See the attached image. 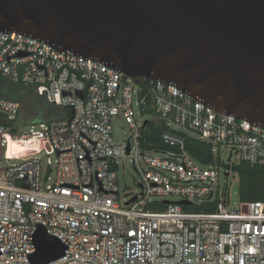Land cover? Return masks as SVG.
I'll list each match as a JSON object with an SVG mask.
<instances>
[{
  "label": "built area",
  "instance_id": "obj_1",
  "mask_svg": "<svg viewBox=\"0 0 264 264\" xmlns=\"http://www.w3.org/2000/svg\"><path fill=\"white\" fill-rule=\"evenodd\" d=\"M1 81L31 87L71 113L24 131L8 125L20 101L0 90V161L22 159L0 164V264H33L40 226L65 246L46 264H264V202L232 208L228 185L222 190L220 183L241 161L264 165V127L218 112L164 80L130 77L16 31L0 32ZM120 114L132 138L117 144L112 119ZM149 122L161 127L164 145L142 142ZM189 131L212 144L213 153L214 145L229 149L228 161L214 153L211 164L199 163L185 147ZM134 147L136 193L121 187L117 162ZM43 150L55 159L45 164ZM207 204L215 209H185Z\"/></svg>",
  "mask_w": 264,
  "mask_h": 264
},
{
  "label": "water",
  "instance_id": "obj_2",
  "mask_svg": "<svg viewBox=\"0 0 264 264\" xmlns=\"http://www.w3.org/2000/svg\"><path fill=\"white\" fill-rule=\"evenodd\" d=\"M12 31L264 127V0H0V32ZM35 243L33 264L64 254L41 226Z\"/></svg>",
  "mask_w": 264,
  "mask_h": 264
},
{
  "label": "trees",
  "instance_id": "obj_3",
  "mask_svg": "<svg viewBox=\"0 0 264 264\" xmlns=\"http://www.w3.org/2000/svg\"><path fill=\"white\" fill-rule=\"evenodd\" d=\"M1 95L20 101L21 111L16 120L11 121L8 125L14 126L16 124L25 126L40 121H50L61 116L63 113L70 114V109L55 106L48 102L44 97L37 94L31 88L23 84H15L7 81L0 82ZM161 127L155 123L149 122L143 127L145 131L146 141L150 145L162 146L163 141L160 138ZM185 147L193 158L201 164H211L214 159L213 145L195 138L191 135H186L184 138ZM233 170L239 176V198L241 202L261 201L264 202V165H252L247 161H241L235 166ZM166 205L153 207V209H163ZM185 209L195 211L205 210L213 211L215 206L213 204L201 206H185Z\"/></svg>",
  "mask_w": 264,
  "mask_h": 264
},
{
  "label": "rangeland",
  "instance_id": "obj_4",
  "mask_svg": "<svg viewBox=\"0 0 264 264\" xmlns=\"http://www.w3.org/2000/svg\"><path fill=\"white\" fill-rule=\"evenodd\" d=\"M135 112H136V119L140 120L139 115H138V108L135 107ZM31 128V124H26L23 127L24 131H28ZM37 128H39V125H37ZM190 135L197 137V134L189 131L188 132ZM112 137L115 143H124L128 139L132 138V130L129 126V124L126 122L125 118L120 114L119 116H115L112 119ZM132 145L134 146V141L132 140ZM215 148V155L216 157H221L222 160L228 161L229 159V154L230 151L229 149H224L220 147L219 145H214ZM136 152L135 147L133 148V151L131 152V156H126V157H119L117 159L119 169H118V176L120 179V184L122 188H127L131 192H138L140 190V175L138 171L136 170L134 164H133V156ZM11 154V153H9ZM50 157L51 159H55V154L53 152L48 153L46 150L42 151V158L44 160V163L47 164V159ZM232 161L237 162L238 158L237 156H233ZM22 162V159H16V158H10L6 159L3 158L0 161V164L3 167H8L11 164H17ZM221 189H225L226 184L228 185L227 192L230 194V205L232 208H237L240 203V198H239V176L237 173H231V175L227 178L226 176L221 177ZM216 197L212 199V201L215 200ZM164 199L168 201H174V202H179L180 199L177 197H170L166 196Z\"/></svg>",
  "mask_w": 264,
  "mask_h": 264
},
{
  "label": "bare ground",
  "instance_id": "obj_5",
  "mask_svg": "<svg viewBox=\"0 0 264 264\" xmlns=\"http://www.w3.org/2000/svg\"><path fill=\"white\" fill-rule=\"evenodd\" d=\"M12 148H13V143L11 142L10 149H9V153H12V152H13V151H12ZM20 156H23V154L20 155Z\"/></svg>",
  "mask_w": 264,
  "mask_h": 264
}]
</instances>
